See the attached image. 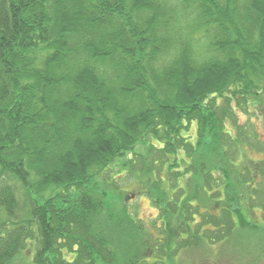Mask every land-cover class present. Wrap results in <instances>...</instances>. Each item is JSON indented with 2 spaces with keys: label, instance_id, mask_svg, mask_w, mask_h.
Listing matches in <instances>:
<instances>
[{
  "label": "trees",
  "instance_id": "trees-1",
  "mask_svg": "<svg viewBox=\"0 0 264 264\" xmlns=\"http://www.w3.org/2000/svg\"><path fill=\"white\" fill-rule=\"evenodd\" d=\"M263 97L264 0H0V264L30 249L28 264H114L109 193L143 170L151 184L157 153L195 191L177 180L170 195L159 176L146 191L165 237L145 254L168 260L152 264L224 243L239 112Z\"/></svg>",
  "mask_w": 264,
  "mask_h": 264
},
{
  "label": "rangeland",
  "instance_id": "rangeland-1",
  "mask_svg": "<svg viewBox=\"0 0 264 264\" xmlns=\"http://www.w3.org/2000/svg\"><path fill=\"white\" fill-rule=\"evenodd\" d=\"M249 109L251 110L249 115L239 112L238 117L241 128L248 127L245 132L248 135L246 138H242L237 133V130L234 133L235 141L241 140V142L239 141L240 144L245 143L244 141L247 140V144L237 149L235 159L232 160L233 164L237 166V168H234L235 170L237 169V174L244 173L242 176L240 174L237 176L239 181L238 185H236L238 190L237 192L234 191L236 194L233 196L232 194L229 195L232 207L238 209L235 214V219L238 223L237 227H235L236 230L233 231L230 238L224 239V243H218V245H213L212 247L209 241L203 238L204 248H200V250L184 249L175 255L172 261L173 264H264V175L262 169H260V167L264 169V97L262 98L261 106H250ZM228 128L229 131L233 128L230 123ZM196 130L194 123L190 126L189 131L185 132L187 141L196 142ZM153 142L157 144V141L153 140ZM137 150L146 156L147 151L144 147H139ZM141 154L136 158L138 166L143 165V156ZM186 155L185 151H178L177 161L182 162L181 159H186ZM160 156L162 157L160 153L155 155V159L158 161L155 166H152L153 177H150L153 182L151 184L148 180V174L143 170V172L137 173L139 177L137 175H134V177L126 175L120 178V190L118 189L117 192L113 190L109 193L111 197L107 199L106 205L109 207L110 212L113 210L116 213L114 220L117 224L115 226L119 230V233H116V237L115 235L112 237L111 245H114L117 257L114 264H136L139 259L148 255V253L145 254L146 246L143 243L145 238L151 242L159 238L163 240L165 237L162 232L164 227L163 219H159L160 211L154 207L152 199L146 193L150 186L155 188V186L159 185L164 191L173 195L177 190V186L175 187L174 185L178 180L180 186L185 188L188 194L190 193L191 195L195 191L193 190L195 185L194 183H189L188 175L176 179V176L179 177V175H176L178 174L177 171H184V166L179 169L173 167L174 170L170 171L176 173L170 177L168 165L166 164L164 169L161 166L163 162L158 158ZM150 159L147 158L145 163L153 165L155 161ZM172 160L175 163V159L173 158ZM158 176L162 182L155 185L154 180H157ZM159 187L157 186L156 189ZM207 195V201H205V198H201L203 201L200 199L201 205L203 204L206 207L210 206L209 203H212L213 206L216 199L211 197V191L209 190ZM205 207L204 209H206ZM213 208L211 211L217 214L218 210H213ZM129 217L132 218L133 222L129 221ZM171 221L173 222L172 227L176 228L175 219ZM130 222L135 225L138 224L139 228L142 227V232L139 233L138 230L131 229L130 226L132 225ZM191 226L193 225L191 224ZM207 228L210 229L212 227L209 225ZM182 238H187V234H183ZM171 247L174 246L172 245ZM33 254V249L25 251L14 259L12 264H28L31 262ZM147 258L145 260L151 262V264L156 260L168 261L166 257L161 256L157 252L154 254L150 253Z\"/></svg>",
  "mask_w": 264,
  "mask_h": 264
},
{
  "label": "flooded vegetation",
  "instance_id": "flooded-vegetation-1",
  "mask_svg": "<svg viewBox=\"0 0 264 264\" xmlns=\"http://www.w3.org/2000/svg\"><path fill=\"white\" fill-rule=\"evenodd\" d=\"M236 223H237V221H236ZM238 224V223H237Z\"/></svg>",
  "mask_w": 264,
  "mask_h": 264
}]
</instances>
